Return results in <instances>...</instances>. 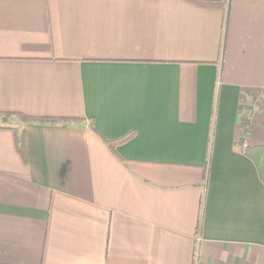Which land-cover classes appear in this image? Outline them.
Listing matches in <instances>:
<instances>
[{
	"label": "crops",
	"instance_id": "crops-1",
	"mask_svg": "<svg viewBox=\"0 0 264 264\" xmlns=\"http://www.w3.org/2000/svg\"><path fill=\"white\" fill-rule=\"evenodd\" d=\"M219 1L0 0V112L74 120L0 130V264H264V0Z\"/></svg>",
	"mask_w": 264,
	"mask_h": 264
},
{
	"label": "trees",
	"instance_id": "trees-1",
	"mask_svg": "<svg viewBox=\"0 0 264 264\" xmlns=\"http://www.w3.org/2000/svg\"><path fill=\"white\" fill-rule=\"evenodd\" d=\"M186 1L202 7H220L222 5L221 1L219 0H186ZM244 112L245 115H247L249 113V110L245 109ZM11 118H16L21 120L23 122V126L22 127L0 126V130H10L14 133L16 150L25 163L27 162V151H26V135H25L24 126L29 124H35L39 126L67 127L72 121H74L67 118L33 117V116H26L16 112H0V120L2 122L7 121L8 119ZM246 133H248V130H246ZM133 137H134V132H130L117 140L108 141L106 142V144L111 150H114L115 147L127 143ZM244 154L254 164L259 180L262 183H264V145L247 147Z\"/></svg>",
	"mask_w": 264,
	"mask_h": 264
},
{
	"label": "rangeland",
	"instance_id": "rangeland-1",
	"mask_svg": "<svg viewBox=\"0 0 264 264\" xmlns=\"http://www.w3.org/2000/svg\"><path fill=\"white\" fill-rule=\"evenodd\" d=\"M259 97V98H258ZM257 97L256 99V104H260L262 103L263 106H264V93L260 94L259 96ZM254 103V102H253ZM251 104V108L254 104ZM253 111V108L251 109ZM1 121V120H0ZM4 122H7L8 124H11L12 122H17V123H21L23 124V122L19 119H16V118H11V119H8L7 121H4Z\"/></svg>",
	"mask_w": 264,
	"mask_h": 264
},
{
	"label": "built area",
	"instance_id": "built-area-1",
	"mask_svg": "<svg viewBox=\"0 0 264 264\" xmlns=\"http://www.w3.org/2000/svg\"><path fill=\"white\" fill-rule=\"evenodd\" d=\"M262 253H263V258H264V247H263Z\"/></svg>",
	"mask_w": 264,
	"mask_h": 264
}]
</instances>
